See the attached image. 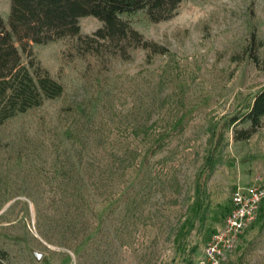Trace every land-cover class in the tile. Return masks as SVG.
I'll return each instance as SVG.
<instances>
[{
    "label": "rangeland",
    "instance_id": "374dc122",
    "mask_svg": "<svg viewBox=\"0 0 264 264\" xmlns=\"http://www.w3.org/2000/svg\"><path fill=\"white\" fill-rule=\"evenodd\" d=\"M11 11L0 0L6 23ZM127 18L168 53L33 46L64 92L0 127V264H198L234 189L264 187V119L247 141L227 128L264 88V61L250 56L264 0H183L167 21ZM102 26L80 20L83 36ZM82 180L85 214L64 224ZM222 264H264V205Z\"/></svg>",
    "mask_w": 264,
    "mask_h": 264
},
{
    "label": "trees",
    "instance_id": "16d2710c",
    "mask_svg": "<svg viewBox=\"0 0 264 264\" xmlns=\"http://www.w3.org/2000/svg\"><path fill=\"white\" fill-rule=\"evenodd\" d=\"M9 1L12 11L7 23L0 14V127L64 92V86L36 61L35 44L77 38L79 52L97 57L108 55L127 61L136 49L145 50L149 58L165 55L168 49L146 40L127 17L144 13L152 23L167 21L175 16L183 0ZM86 17L103 24L91 36L81 33L80 20ZM250 45L251 59L260 66L264 61V40L253 36ZM263 119L264 88L255 94L245 112L229 119L227 128L233 131L235 141H247L263 126ZM76 188V194L64 197V202L70 200L77 210L64 214V224L85 214L90 196L87 181L78 182Z\"/></svg>",
    "mask_w": 264,
    "mask_h": 264
},
{
    "label": "built area",
    "instance_id": "2783aa9c",
    "mask_svg": "<svg viewBox=\"0 0 264 264\" xmlns=\"http://www.w3.org/2000/svg\"><path fill=\"white\" fill-rule=\"evenodd\" d=\"M264 205V187H237L219 229L205 246L198 264H222L234 251L245 232L255 223Z\"/></svg>",
    "mask_w": 264,
    "mask_h": 264
},
{
    "label": "water",
    "instance_id": "95a60500",
    "mask_svg": "<svg viewBox=\"0 0 264 264\" xmlns=\"http://www.w3.org/2000/svg\"><path fill=\"white\" fill-rule=\"evenodd\" d=\"M34 255H35V257H36V259H37L38 261H41L42 258H43V255H41V254H39V253H35Z\"/></svg>",
    "mask_w": 264,
    "mask_h": 264
}]
</instances>
